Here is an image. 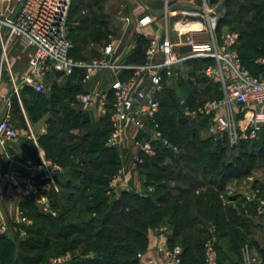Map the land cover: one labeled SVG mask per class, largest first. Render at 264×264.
<instances>
[{"label": "built area", "instance_id": "2783aa9c", "mask_svg": "<svg viewBox=\"0 0 264 264\" xmlns=\"http://www.w3.org/2000/svg\"><path fill=\"white\" fill-rule=\"evenodd\" d=\"M138 1L144 14L122 17L125 28L132 27L125 44L111 41L100 57L90 60H77L72 56L70 12L73 0H26L14 20L11 17L15 11L5 18L0 15V43L5 46V41L17 42L29 53L24 73L16 77L10 70V94L3 93L0 78L1 148L6 149L8 144L20 139L14 123V103L17 100L22 103L23 88L45 93L58 77H76L84 87L79 103L97 121L109 117L112 132L107 146L119 151L123 163L109 181L108 195L118 198L125 191L143 194L136 181L138 168L146 158L157 157L162 149L180 153V147L165 136L158 119L162 112L160 95L180 79L185 64L194 60L208 61L205 72L220 84L222 91L220 98L205 102L199 110V115L209 120L210 137L227 142L231 148L260 138L264 132V72L254 75L243 65L238 32L217 34L220 18L217 7L209 0H203L201 7L194 0H161L164 7L153 9L147 1L156 0ZM177 16L178 24L191 20L202 27L193 31L188 41L175 43L170 21ZM6 26L9 32L2 35ZM199 35L207 38L200 39ZM139 37L148 41L146 62H125V54L137 50ZM188 46L192 50L182 53L181 49ZM256 63L264 68V56ZM37 148L39 161L22 162L11 156L10 165L0 178L5 186L3 202L15 211L23 237L27 236V228L33 225V220L26 215L21 202L28 201L42 213L56 216L54 197L62 192L61 180L65 173L60 163L46 158L38 144ZM148 192H154V187H149ZM247 200L264 214V197L260 190H253ZM157 230V257H149L147 252L139 253L141 264H183L184 249L180 245H170L169 227L164 225ZM9 234L7 219L0 216V236ZM218 244L216 237L206 241L205 264H221ZM69 262L65 255L53 257L47 264ZM247 264H252V260L248 259Z\"/></svg>", "mask_w": 264, "mask_h": 264}, {"label": "trees", "instance_id": "16d2710c", "mask_svg": "<svg viewBox=\"0 0 264 264\" xmlns=\"http://www.w3.org/2000/svg\"><path fill=\"white\" fill-rule=\"evenodd\" d=\"M250 6L240 0H227L226 23L234 25L233 30L241 36L239 52L243 64L252 74L259 75L264 72V68L256 63L264 56V1L260 4L251 2ZM101 25L97 19L81 17L75 29L79 32L75 37L79 45L85 49L90 43L105 39ZM137 40L138 48L129 55L127 63L146 62L148 41L142 37ZM77 79H69L64 87L53 85V91L47 94L27 88L38 96L35 101L24 98L28 110L50 105L55 114L62 115V119L56 120L59 124H51L49 134L43 136L42 148L65 168V173L61 180L62 192L54 197L57 215L44 214L35 204L23 202L21 207L33 220V225L27 228L26 237L21 235L20 226L16 236H0V264L47 263L54 257L52 250L63 244L62 255L75 254L77 249L83 248L81 255H72L71 264H141L138 255L148 251L150 230L166 223L171 233L170 245H181L184 249L183 264L205 263L206 241L201 238L205 230L201 227L205 228L210 222L217 225L221 237L230 238L232 249L239 252L238 243L232 236L240 235L239 213L236 208L227 209L231 211V223L220 221L223 217L220 192L231 180L250 176L258 157L264 158V132L259 139L244 142L239 148H231L225 142L224 147L216 145L218 149L213 151L209 146L213 143L198 141L195 129V140H190L186 153L171 138L172 133L167 132L172 126L173 133H181L189 124L184 119L177 123L175 115H169L168 119L162 114L166 89L160 95L162 112L158 119L165 136L180 147V153L162 149L157 157L146 158L141 168L147 170L140 175L144 182L143 194L125 191L118 198L110 197L109 181L121 166L119 151L107 146L112 132L109 117L95 121L84 116L73 104L77 91L84 88L80 79L76 83ZM29 101L33 102L32 106ZM85 128L83 135H71L72 131ZM65 136L69 137L67 145L62 143ZM235 149L239 150V155L231 161L227 158V150L233 152ZM167 159L169 163H166ZM196 165L200 169H196ZM107 169L111 176L103 179L100 174ZM200 170L213 175L208 178L200 174ZM149 187H154V192H148ZM177 238H182V243ZM22 239L24 251L34 252V255L25 253L22 257L19 254L17 242ZM224 264L235 262L228 259Z\"/></svg>", "mask_w": 264, "mask_h": 264}, {"label": "rangeland", "instance_id": "374dc122", "mask_svg": "<svg viewBox=\"0 0 264 264\" xmlns=\"http://www.w3.org/2000/svg\"><path fill=\"white\" fill-rule=\"evenodd\" d=\"M20 1L21 0H0V15H3L2 12L4 8L5 10L7 9L9 14L14 12ZM198 1L197 6L201 7L203 4L202 0ZM240 1L245 3L248 7H251V2H257L260 4L264 0ZM144 12L145 10L142 9L138 0H73L70 12V36L74 44V58L77 60H90L98 58L102 55L104 47L111 41H122L125 44V42L129 39V36H131L132 27L127 30L122 22V17H140L144 14ZM226 13L227 12L224 6V8L220 11L217 30V34L219 36L226 32L234 31V25L230 26L226 23V21H228ZM3 17L5 18V15H3ZM81 17H91L92 19H97V21L102 24L101 26L102 31L105 33V39H102L99 42H92L85 49L83 46L79 45L77 41L78 39H75V37L79 35V32L75 29L77 25H79V19H81ZM178 21L179 16L172 18L170 21L172 41L175 43L188 41L193 35V31L201 29L199 24H196L191 20L183 25L178 24ZM204 36L206 37V35ZM129 55L131 54H125L126 57H129ZM28 60L29 53L25 51L17 42L7 43L5 41V46L0 43V78H2L5 84L4 90H2L4 94H10L12 90L10 70L16 77L20 76L27 70ZM206 62L208 63V61L197 60L192 64L190 62L185 64L181 71L180 79L171 84L168 90L163 93L165 110H163L162 114L168 119L170 118L169 115H175L176 120H178L177 123H181L184 119V121H187L189 124L188 127L181 130V133H173L171 129L172 126H169L167 130L169 134L172 133L171 138L176 143L180 144L183 151H186V153L189 151L188 148L190 140H195L193 137L195 129L199 135L198 141L202 140L213 143L212 145H209L213 151L218 149L216 145L224 147L223 143L225 144V142L221 141V143L210 137L208 132L209 120L202 115H199V110L205 102L222 96L220 84L216 80L207 76L205 72ZM250 70L252 72H257L255 69ZM69 81V79H60L58 77L53 80L52 83H54V85L57 84L58 87H64L69 83ZM78 81L79 78L76 83H78ZM47 90V93L52 92L53 86H48ZM83 93L84 88L77 91V96L73 104L77 106L82 113H84V116H87L90 119L92 117L95 120L93 114L79 103V96ZM35 96L38 97L36 94H33L32 91L27 88H23L21 90L22 103L18 100L14 103V123L19 129L20 139L17 142L8 144L6 149L0 147V173L2 174L10 165L11 156H15L22 162L39 161L40 154L37 153V144L41 147L46 158L54 160V158L50 157L51 155L46 154L42 148V142L44 141H42V139L43 136L49 134L50 125L55 124L56 120L59 121L62 119V115L58 116L55 114L50 105H46L47 107L41 106L39 109L33 108L28 110L26 108L24 98L29 100L33 99L35 101L37 99ZM29 102V106H32L33 102ZM166 106L170 108L167 110ZM56 123L57 124L55 125L59 124V122ZM85 132L86 128L77 129L72 131L71 135H83ZM188 134L190 135V138L186 139ZM68 142L69 137L65 136L62 142L63 145H67ZM17 151H22V154H18ZM227 152V158L230 157L231 161L239 155V150L236 149L233 152L230 150H227ZM189 154H191V152H189ZM193 155V157H195V154ZM166 161H168L166 163L170 162L168 159ZM122 166L123 163L121 162L120 168ZM141 166L138 168L139 176L136 184L140 188L139 190L143 193L144 188L142 186L144 185V182H142V176L140 175H142L141 172L146 171L147 169L141 168ZM195 167L196 169H200L198 165ZM200 174H205L208 178L213 175H210L209 172H203L202 170H200ZM100 176L103 179H107L111 176V172H109V169L104 170ZM169 185L175 184L169 183ZM181 186H183V184H181ZM253 190H260V193L262 191L264 195V158L261 157H258L255 162V166L250 176L231 180L226 185L224 190L220 192V200L223 206V217L220 221L222 223L230 224L232 219H230L231 214L229 212L231 211L227 209L236 208L238 210V223L242 224L240 235L232 236L235 237L240 251L237 252L232 249L233 247L229 242L230 238L221 237L222 232L218 230L216 224L210 222L206 224L205 228L204 226L201 227L205 230L201 235L203 240L207 241L211 237H216L218 239L219 257L222 264H224L228 259L233 260L235 264H247L248 259L252 260V264H264V214L260 212L257 205L251 204L247 200V196ZM243 200H246V202H243ZM2 210V213L10 226V235L16 236L19 231V225L16 223L15 211L12 208L9 209V207L2 208ZM30 211H32V209ZM165 225L168 226V223ZM169 234L171 233L169 232ZM230 234L231 233H229V235ZM176 240L179 243H182V238H177ZM23 241L24 240L22 239V241L18 240L17 242L19 245V254L22 257L26 255L25 253L34 255V252L24 251V248H22ZM64 248L65 246L63 244L61 247L53 249L51 254H53L54 257L63 256L61 251H63ZM82 251L83 248L81 247L75 251V254L72 255H81ZM73 256L71 257L70 262H72ZM51 258L53 257H50V259ZM47 263L45 262L43 264Z\"/></svg>", "mask_w": 264, "mask_h": 264}, {"label": "crops", "instance_id": "0c3cea01", "mask_svg": "<svg viewBox=\"0 0 264 264\" xmlns=\"http://www.w3.org/2000/svg\"><path fill=\"white\" fill-rule=\"evenodd\" d=\"M199 1L198 0H194V3L197 5V3H198ZM202 3H203V0H202ZM213 7H215L216 5H212ZM217 7V6H216ZM4 10H5V8H4ZM3 10V15H8L9 13L7 12V9L4 11ZM200 27H202L201 25H200ZM199 38L200 39H204V38H206L205 36H202V35H199ZM147 49V48H146ZM133 53V52H132ZM131 53V54H132ZM126 57V56H125ZM124 57V58H125ZM128 59V57H126L125 58V61ZM1 81H2V90H4V81L2 80V78H1ZM45 94H47V92H45ZM14 143V142H13ZM22 151H17V153L18 154H22L21 153ZM37 153L38 154H40V151H39V149H37ZM4 174V173H3ZM2 173H0V178L2 177V175H3ZM140 178V177H139ZM140 180V179H139ZM142 181V180H141ZM143 182V181H142ZM143 187V186H142ZM4 189H5V186H4V184L0 181V216H4V214L2 213V208H8V206L7 205H5V203L3 202V192H4ZM23 202H25V200L24 201H22L21 202V204L23 203ZM10 209V208H9ZM158 228H156V229H151L150 230V232H149V247H148V251H147V255L149 256V257H157V251H156V246H157V243H158V230H157ZM10 235V234H9ZM63 256H65V254L63 255ZM66 257H67V259H69V261L71 260V257H72V254L71 253H67L66 254ZM69 264H71V262H69Z\"/></svg>", "mask_w": 264, "mask_h": 264}, {"label": "water", "instance_id": "95a60500", "mask_svg": "<svg viewBox=\"0 0 264 264\" xmlns=\"http://www.w3.org/2000/svg\"><path fill=\"white\" fill-rule=\"evenodd\" d=\"M226 1L227 0H209V2L211 3V5H216L217 6V8H216L217 12H220L224 8V6L226 4ZM25 2H26V0H21L20 1L18 7L16 8L14 14L11 17L12 20H14L17 17V15L21 12V10H22ZM147 4H148V6H150L153 9H161L165 5L164 2L161 1V0L147 1ZM8 32H9V28L6 26L2 30V35H7ZM191 50H192L191 47L188 46V47H183L181 49V52L182 53H187V52H189Z\"/></svg>", "mask_w": 264, "mask_h": 264}]
</instances>
